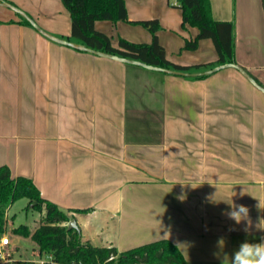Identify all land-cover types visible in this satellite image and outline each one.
I'll return each mask as SVG.
<instances>
[{"label":"crops","instance_id":"obj_1","mask_svg":"<svg viewBox=\"0 0 264 264\" xmlns=\"http://www.w3.org/2000/svg\"><path fill=\"white\" fill-rule=\"evenodd\" d=\"M2 1L18 4L0 0V166L8 165L13 178L32 179L43 198L76 219L84 241L119 252L167 239L187 264H221L223 254L231 257L242 242L264 240L255 227L264 218L258 208L259 201L264 205V163L248 158L250 102L243 99L242 79L229 71L236 68L200 78H137V68L156 70L58 43L26 24L21 13H8ZM210 1L215 20L234 23L236 63L264 80L263 0ZM46 4L53 19L46 31L68 40L71 17L63 1ZM53 5L61 16L49 12ZM126 7L129 21L159 20V41L170 61L203 65L218 59L211 39L200 40L195 50L183 48L198 29L182 27V10L173 0H126ZM129 21L98 20L95 28L114 46L119 38L152 41L150 31ZM153 87H161L163 96L156 112L146 103ZM175 91L211 103V111H205L208 105L197 110V126L171 118L167 101ZM260 101L253 107L264 109ZM253 127L264 141V127ZM187 134L193 141L180 136ZM231 199L250 210L247 232L246 222L237 225L223 214Z\"/></svg>","mask_w":264,"mask_h":264},{"label":"trees","instance_id":"obj_2","mask_svg":"<svg viewBox=\"0 0 264 264\" xmlns=\"http://www.w3.org/2000/svg\"><path fill=\"white\" fill-rule=\"evenodd\" d=\"M71 17L70 41L122 58L144 62L148 65L192 73L201 67L214 68L235 60V26L232 21L215 20L210 0H179L183 25L198 29L197 36L187 40L184 49L195 50L202 39H211L218 59L203 65H180L170 61L165 47L160 43L158 19L129 21L126 0H62ZM264 3V0H263ZM23 21L31 25L24 17ZM98 20L129 21L140 24L152 34L150 43L132 42L120 38L118 46L111 38L95 28ZM190 77V78H200ZM256 81L264 87L256 77ZM27 198L33 208L45 212L40 225L32 230L21 224L13 232L31 236L38 244L40 254H51L56 264H187L179 248L170 240L162 239L119 252L116 247L95 246L82 239L81 232L69 229L72 216L57 204L42 197L35 182L24 176L12 177L8 165L0 166V240L8 222V209L19 199ZM113 257L112 259H110Z\"/></svg>","mask_w":264,"mask_h":264},{"label":"rangeland","instance_id":"obj_3","mask_svg":"<svg viewBox=\"0 0 264 264\" xmlns=\"http://www.w3.org/2000/svg\"><path fill=\"white\" fill-rule=\"evenodd\" d=\"M16 4H18V8L27 13L29 16L32 17L36 21L35 18H38L40 22H45L43 24L38 23L37 24L45 29L49 30V28H52L53 24V19L47 14V0H15ZM54 4V3H53ZM5 10L8 11V13L14 14L15 12L17 13L16 10L11 9V8H4ZM53 11L52 16L54 18L56 16H61L58 14V8H56L55 5H53V8L49 9L50 11ZM34 14V15H31ZM34 16V17H33ZM40 17V19H39ZM45 20V21H44ZM47 21V22H46ZM50 22V24H49ZM136 24H133L134 28L136 30H143L149 32L147 28L144 26L140 25L135 26ZM189 25V24H188ZM191 26V25H189ZM182 27L185 29L186 26L182 25ZM60 34H63L64 36H67L66 34V29L64 28L62 31V28L59 29ZM119 32V31H118ZM120 40V38H119ZM69 48V47H68ZM92 55V54H91ZM136 69V68H135ZM141 69V76H138L137 78H146L148 79L149 77H155V78H161V79H167V80H174L178 79L182 76H176L174 74H167L163 72H157V71H151L145 68H137ZM210 70V69H208ZM207 71V70H205ZM229 71H233L232 77L234 78H241L243 85L241 86L242 88V96L243 99L248 96V98H245L250 102L249 104V133L246 134V136L249 138L247 142V150L248 152L250 151L248 158L250 162H255L254 165H256L257 161L260 160L261 162L264 163V141H262L260 138V132L256 127L253 126H259V127H264V109L262 108H257L253 107L255 106L254 103L257 101H260L261 103H264V93L260 91L251 81L249 82L247 80V77L241 73L239 70L236 69H230ZM204 72V71H202ZM253 77L255 75L248 71ZM196 73V72H194ZM199 73V72H198ZM190 78V77H188ZM258 78V77H257ZM262 84H264V80H261L258 78ZM141 88V91H145V87H139ZM240 88V89H241ZM137 89V86H136ZM147 94H150L149 88L146 90ZM145 92V94H146ZM153 96L149 97L147 96V106L154 112L160 110L162 101H163V96H162V89L161 87H153L152 91ZM164 94V92H163ZM170 97L167 101L168 105V112L171 115V118H173L174 122H177L179 124L180 122H184V125L187 126H197V123L199 121V117L197 118V110H203V106L208 105L207 109L205 108V111L208 112L209 105L211 104L210 102L208 103H201L197 99L199 98H192V95H186V94H180L178 91H175L174 93H169ZM244 99V100H245ZM194 100V101H192ZM192 101V102H191ZM225 103V102H224ZM224 103H221V105L224 106ZM177 104H181L180 106H177ZM145 105V104H144ZM164 105V104H163ZM140 106L142 107L143 104L140 103ZM211 106H214L216 108L215 110L220 114L219 111L221 106L218 104H212ZM234 106V105H233ZM258 106V105H257ZM144 108V107H142ZM255 110H251V109ZM162 109V108H161ZM231 110H235V108H232ZM230 110V111H231ZM211 111V110H210ZM152 112V111H150ZM234 112L232 111V114ZM223 119V118H222ZM222 119L217 118V124L221 122L218 125H221L224 123ZM209 122V121H208ZM202 124V123H200ZM252 126V127H251ZM181 137H184L185 141H193L194 135L192 134H187V135H180ZM264 165L261 166V168ZM253 169L256 168V166L252 167ZM251 168V169H252ZM252 171V170H251ZM253 172V171H252ZM254 173H257V171H254ZM31 204L29 203V200L27 198H22L14 202L8 209V222L6 226L5 233L2 237H7L10 240V244L3 249L2 255H9L12 263L13 264H40L39 262L41 260L44 261H49L47 258V254H40V249L38 244L32 239L31 236H25L21 234H16L13 232L14 228L18 227L21 224L28 225L29 227H35L40 223V220L42 219L44 213L33 208V206H30Z\"/></svg>","mask_w":264,"mask_h":264},{"label":"clouds","instance_id":"obj_4","mask_svg":"<svg viewBox=\"0 0 264 264\" xmlns=\"http://www.w3.org/2000/svg\"><path fill=\"white\" fill-rule=\"evenodd\" d=\"M193 187V186H192ZM196 188V187H193ZM245 192H241V196H243ZM186 195L182 194L178 197L180 200H184ZM228 203V202H227ZM230 207V211H226L223 213L229 219L234 220L237 225H239L242 221L246 222V226L244 231L247 232L252 227V221L249 217V208L245 205H236L232 199L231 202L228 203ZM258 208H264V205L259 201ZM258 231H264V218H259L258 222L255 225ZM235 229H230V231H234ZM225 245L224 238H220L218 240V247L223 249ZM214 255L219 259L220 253H214ZM221 264H264V240L258 243L244 241L240 244L238 250H236L231 257L228 254H223Z\"/></svg>","mask_w":264,"mask_h":264},{"label":"water","instance_id":"obj_5","mask_svg":"<svg viewBox=\"0 0 264 264\" xmlns=\"http://www.w3.org/2000/svg\"><path fill=\"white\" fill-rule=\"evenodd\" d=\"M2 4H4L5 6L16 10L17 12L21 13L30 23L31 25L37 29L38 31H40L42 34H44L45 36L49 37L50 39L64 44V45H68L70 47H74L76 49H80L83 51H88V52H92V53H96L98 55H102V56H106V57H110V58H117L120 59L122 61H125L127 63H131V64H137L152 70H156V71H161V72H165L168 74H174V75H180V76H185V77H199V76H208L211 75L221 69L227 68V67H234L236 69H238L239 71H241L258 89H260L261 91L264 92V87L259 84L256 79L242 66L238 65L237 63H227V64H223L217 67H214L210 70L204 71V72H199V73H189V72H182V71H176V70H172V69H166V68H161V67H156V66H152V65H148L144 62H140V61H136V60H132V59H126V58H122L113 54H109V53H105V52H101L95 49H92L90 47H87L85 45H82L80 43H76L70 40H66L57 36H54L52 34H50L49 32H47L46 30H44L43 28H41L34 19H32L31 16H29L27 13H25L24 11H22L21 9H19L18 7H16L15 5H13L12 3H9L7 1H2ZM69 229L75 228L76 230H78L80 232V227L76 221V219H72L69 222L68 225Z\"/></svg>","mask_w":264,"mask_h":264},{"label":"built area","instance_id":"obj_6","mask_svg":"<svg viewBox=\"0 0 264 264\" xmlns=\"http://www.w3.org/2000/svg\"><path fill=\"white\" fill-rule=\"evenodd\" d=\"M173 1L176 5L179 3V0H173ZM9 244H10V240L7 237L1 238V240H0V264H13L9 255H2L3 249H5ZM47 258L49 259V261L41 260L39 263L40 264H56L52 260L51 254H47ZM112 258L113 257H111L110 259H112Z\"/></svg>","mask_w":264,"mask_h":264}]
</instances>
